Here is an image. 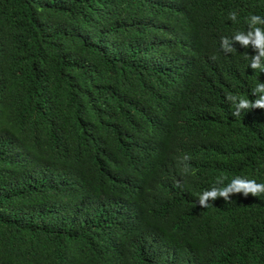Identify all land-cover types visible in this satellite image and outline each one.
<instances>
[{"label":"trees","instance_id":"16d2710c","mask_svg":"<svg viewBox=\"0 0 264 264\" xmlns=\"http://www.w3.org/2000/svg\"><path fill=\"white\" fill-rule=\"evenodd\" d=\"M251 14L264 0H0V264H264V194L197 201L264 183V109L226 99L264 72L221 49Z\"/></svg>","mask_w":264,"mask_h":264},{"label":"clouds","instance_id":"9594fccd","mask_svg":"<svg viewBox=\"0 0 264 264\" xmlns=\"http://www.w3.org/2000/svg\"><path fill=\"white\" fill-rule=\"evenodd\" d=\"M238 14L233 11L229 14V19L233 22L237 21ZM248 31H238L233 37H221V49L226 54L234 53L237 48L234 47L236 43L243 48H252L254 55H250L249 66L255 71L259 69L264 72V17L256 14H251L247 18ZM215 59V57H213ZM252 96L256 98L247 99L238 94L229 93L226 99L234 106L235 111L232 113L234 117H238L244 110L264 109V82L258 83L252 89ZM190 157L185 155L180 159L179 167L181 176H186L191 172ZM227 177H217L215 184L199 194L197 201L198 205L206 208L210 202H214L219 198H223L226 202L232 200V196L236 194L260 196L264 194V183H259L254 179H248L243 176H237L231 179L227 184L224 181ZM177 187L181 186V181H177Z\"/></svg>","mask_w":264,"mask_h":264}]
</instances>
